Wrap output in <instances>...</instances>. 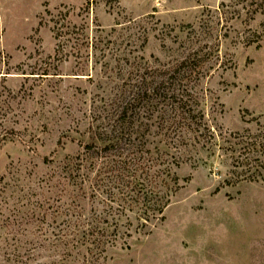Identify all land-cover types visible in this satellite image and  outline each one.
<instances>
[{"label":"rangeland","instance_id":"1","mask_svg":"<svg viewBox=\"0 0 264 264\" xmlns=\"http://www.w3.org/2000/svg\"><path fill=\"white\" fill-rule=\"evenodd\" d=\"M0 264H264V0H0Z\"/></svg>","mask_w":264,"mask_h":264},{"label":"trees","instance_id":"2","mask_svg":"<svg viewBox=\"0 0 264 264\" xmlns=\"http://www.w3.org/2000/svg\"><path fill=\"white\" fill-rule=\"evenodd\" d=\"M189 62L190 61H188V63ZM188 63H187V60L181 61L178 64V69L179 67L188 65ZM181 70L179 69L177 73L180 74ZM183 72L185 71L183 70ZM170 76H171V79H170L171 81H169L168 83L169 87L166 86L167 80L161 79V81H158V83L155 84V86L153 87V91L157 92L156 96H158L160 91L163 92L164 95L162 96V98L164 101H167L165 103L167 104L166 106H169L174 112L176 120H173L171 124H172V127L174 128L173 132L175 133V135L178 136L181 142L185 143L184 135L192 131H194V133L198 131L199 132L198 137L201 136L204 133V131H207V134H209V132L211 134L210 129L207 127L206 122L204 121V115L202 111L199 109H196V105H194L192 102V100L194 99H188L187 97L185 100H183L182 95L181 94L179 95L178 92L174 91V86L176 85L177 77L175 76L174 73H170ZM170 86H172L171 93H169ZM188 96L190 97L189 94ZM184 131L186 133H184ZM181 136H184V137H181ZM194 136H197V135H194ZM139 185L140 187H139L138 192L135 193V191L133 190L128 192L129 200L132 198V200L130 201L135 200L133 199V196L131 194L132 193L136 194L135 198L138 199L136 202L139 201V204L141 205L140 209L141 211H143L142 213L150 211L147 217L139 216V218L141 219L144 218L145 221L149 220L150 217L162 220L163 219V215H162L163 209L169 202V198L166 197L167 193H164V191L161 190L163 186L162 183L158 182L155 185H152L151 183H146L143 180H141L139 181ZM106 242H107V239L105 240L99 239L96 241V238H93L91 239L90 243L95 244L97 249H89V250H94V251H97L98 254H101L104 252V247L102 246ZM113 242L111 243L113 244ZM98 248L100 249L98 250Z\"/></svg>","mask_w":264,"mask_h":264}]
</instances>
